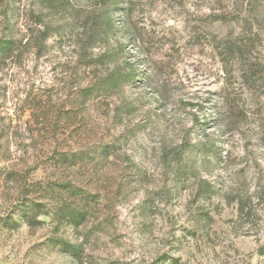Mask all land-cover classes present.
<instances>
[{
    "label": "rangeland",
    "instance_id": "1",
    "mask_svg": "<svg viewBox=\"0 0 264 264\" xmlns=\"http://www.w3.org/2000/svg\"><path fill=\"white\" fill-rule=\"evenodd\" d=\"M132 3L82 51L85 10L0 0V264H264V0Z\"/></svg>",
    "mask_w": 264,
    "mask_h": 264
},
{
    "label": "trees",
    "instance_id": "2",
    "mask_svg": "<svg viewBox=\"0 0 264 264\" xmlns=\"http://www.w3.org/2000/svg\"><path fill=\"white\" fill-rule=\"evenodd\" d=\"M48 1V5L49 7H58L60 8H64L66 11L69 12L70 15H73L74 12L77 11H81V10H85V12L87 13L85 15L84 21L81 22V27L83 28H88L90 32H88L87 36H83L84 39H80L81 42V49L82 51H86V49L88 47H90L93 42L97 41V40H104L103 38H105L107 36V34L113 31V21L111 18V14L112 11H116L120 8V6H124L123 7V11L126 13L127 17L133 14V9L135 8V4L132 3V0H87V6H80L77 5L76 2H74L73 0H47ZM81 9V10H80ZM73 21V19H72ZM41 22V21H40ZM75 22L74 23H70V22H65L63 25H60V27H58L56 32H51L50 29L48 28V26L46 25H39L40 29H37V34H38V39L36 44L38 45V47L40 46H44L45 42L52 36L56 35L59 36L57 40H59L62 37V33L64 31L69 30V32H71L72 28L71 27H75ZM27 32V30H26ZM85 33V32H84ZM83 33V35H84ZM129 34V33H128ZM25 40V42L23 43V40ZM24 39H13V38H1L0 39V68L5 64L7 58L9 56H11V54L13 53V51L18 48L19 46L25 45L27 43V41L29 40V37H25ZM106 39V38H105ZM240 49L242 48V50L244 48H251L252 46L249 44V42L246 41V44H240ZM238 49V51L241 52V50ZM221 56H223V54L220 53V58ZM223 61V59H221ZM226 63L224 62V65ZM253 69H257V71H263V67L262 66H256L253 63H246V65H244L243 69H240L239 71L240 73V77L243 78V76H250L251 74H249ZM133 73L129 72V73H120V72H116L110 79H108L107 83L105 85V82H103L101 85L95 87V88H84L82 89V95L87 96L91 95V94H97L101 91L106 90L105 88L109 89V88H116L120 83L126 81H130L132 80L133 77ZM226 84H228L226 86L225 89V94L223 95V97L221 98V101L226 103V99L227 97H230V90L229 88V81H227V79L225 80ZM228 87V88H227ZM234 102V101H233ZM234 104V103H231ZM198 107V105H197ZM238 107V111L237 112H241L242 108ZM236 112V113H237ZM243 112V111H242ZM201 125V123H199ZM215 147L210 146V149H207L206 152H208L209 154L212 153V151L214 150ZM63 187L68 190V192L70 194H72L74 197L80 196L82 198H84L85 192L84 191H80L79 189L74 188L71 185H63ZM44 194H49V192H44ZM26 213H24L27 216V210H29L31 207L30 205H26ZM39 206H41V203L39 204ZM56 215L58 216L59 220L61 221H65L67 223L70 224H78L81 221V218H83L84 216V210L83 209H78V208H70L67 205H63L62 203L58 204L57 206V210H56ZM69 246V252L73 255H77L79 250L76 246Z\"/></svg>",
    "mask_w": 264,
    "mask_h": 264
}]
</instances>
